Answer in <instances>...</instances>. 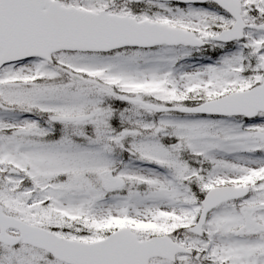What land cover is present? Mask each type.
Wrapping results in <instances>:
<instances>
[{
	"label": "snow or ice",
	"instance_id": "snow-or-ice-1",
	"mask_svg": "<svg viewBox=\"0 0 264 264\" xmlns=\"http://www.w3.org/2000/svg\"><path fill=\"white\" fill-rule=\"evenodd\" d=\"M0 264H264V0H0Z\"/></svg>",
	"mask_w": 264,
	"mask_h": 264
}]
</instances>
